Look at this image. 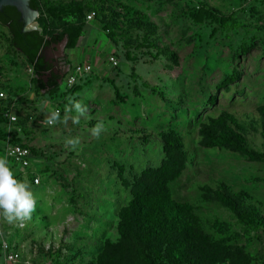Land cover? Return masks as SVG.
<instances>
[{
	"label": "rangeland",
	"instance_id": "rangeland-1",
	"mask_svg": "<svg viewBox=\"0 0 264 264\" xmlns=\"http://www.w3.org/2000/svg\"><path fill=\"white\" fill-rule=\"evenodd\" d=\"M112 1L138 9L157 25L152 39L158 48L142 44L143 33L139 31L113 43L96 18L86 22L77 48L66 52L65 45L59 44L46 50L54 70L61 73L66 70L67 57L72 63L92 65V71L75 83L81 90L71 94L70 88L58 100L35 94L30 66L18 51L9 50L6 29L0 26L4 35L0 37V65L4 68L0 73V92L4 93L0 105H11L17 117L26 119L24 127L30 133L21 131L19 135L46 157H32L30 167L18 169L28 174L25 182L34 194L36 209L24 227L9 224L2 217L0 239L7 240L21 257L16 263H6L0 255V264H55L56 259L65 264L76 253L81 258L74 263L79 264L101 250L104 239H116L117 212L130 195L119 184L112 162L122 163L129 179L145 167L158 165L163 152L155 134L166 128L182 134L188 153L185 169L170 184L174 198L194 204L204 219L225 222L240 233L228 209L202 198L200 186L215 187L224 180L234 189L251 193L264 215V162L250 161L226 148L203 147L197 133L200 123L221 111L231 112L246 123L257 118L256 108L264 103V0ZM196 4L223 15L234 14L243 26L224 31L195 16ZM136 36L141 47L138 43L131 46L127 40ZM242 47H249V51L242 53ZM165 48L174 52L175 61L161 51ZM125 50H129V59ZM110 55L116 56L117 65L109 60ZM233 70L240 77L218 88ZM110 80L118 87L119 98ZM68 96L82 101L91 119L81 117L79 124L69 120L67 125H44L50 110L60 109L63 118ZM211 97H216L214 102ZM98 121L106 130L96 139L89 130ZM143 133L153 136L145 141ZM249 134L251 145L263 150L259 134L252 130ZM70 137L80 139L75 150L65 144ZM34 173L39 174L38 184L32 182ZM251 243V250L264 261V229L251 232ZM48 249L53 257L48 256Z\"/></svg>",
	"mask_w": 264,
	"mask_h": 264
},
{
	"label": "trees",
	"instance_id": "trees-1",
	"mask_svg": "<svg viewBox=\"0 0 264 264\" xmlns=\"http://www.w3.org/2000/svg\"><path fill=\"white\" fill-rule=\"evenodd\" d=\"M29 5L38 11L35 21L40 30L23 31L24 24L13 6H4L0 10V26L6 29L9 50L18 51L30 66L36 95L46 94L51 100H58L70 88H73L71 94L81 90L79 84L62 89L61 82L72 67L63 73L54 70L45 53L65 40L66 52L77 48L85 35L87 15L90 13L93 19L100 22L105 35L113 43L117 42L118 37L139 31L143 33L142 44L158 48L156 39H152L157 33V25L145 13L130 5L112 0H29ZM193 14L217 24L224 31L243 26L234 14L223 15L214 8H203V5H194ZM1 36L4 37L0 33ZM136 39L137 36L127 40L133 46L138 43ZM137 46L141 47L140 43ZM161 51L176 60L174 52L167 48ZM248 51L249 47L241 48L242 53ZM128 52L125 50L127 58ZM3 69L0 65V73ZM239 77V72L233 70L218 88L228 86ZM108 82L119 98L115 82ZM215 99L211 97L212 102ZM8 107L10 105H0V146L21 145L30 150L32 157L44 158L40 149L19 135L21 131L27 135L30 133L24 127L26 119L17 117L15 122L10 123L3 116ZM256 113L257 118L248 123L228 111L209 116L198 127L199 144L207 148H226L246 156L250 161L264 162V149L253 147L249 134V130L257 132L264 146V103L257 106ZM135 133L140 131L136 130ZM155 135L161 142L163 152L158 165L145 167L129 179L124 165L112 162L117 180L128 190L130 198L117 212V238L104 239L101 250L79 264H264L257 252L251 250V232L264 229V215L255 197L246 190L234 189L224 180H219L215 187L202 185L203 200L215 201L228 209L241 232L233 231L227 223L217 219H204L194 204L174 198L171 191L170 184L179 178L188 162L182 134L166 128ZM152 136V133L142 135L145 141ZM3 151L0 148V154ZM16 178L20 180L19 174H16ZM241 237L244 238L243 243ZM1 242L2 239L0 255L3 258ZM47 253L53 257L51 250L48 249ZM80 256L76 253L65 264H75L74 259ZM54 263L63 264L58 259Z\"/></svg>",
	"mask_w": 264,
	"mask_h": 264
},
{
	"label": "clouds",
	"instance_id": "clouds-1",
	"mask_svg": "<svg viewBox=\"0 0 264 264\" xmlns=\"http://www.w3.org/2000/svg\"><path fill=\"white\" fill-rule=\"evenodd\" d=\"M67 102L63 118L60 110L54 109L45 115L42 123L51 127L57 124L67 125L69 120L72 124H79L81 117L91 119L87 115L88 108L82 101L68 96ZM73 112L75 115L71 114ZM105 130L103 122L98 121L89 131L92 137L99 139ZM65 144L70 150H75L80 144V139L70 137L65 140ZM35 209L36 199L30 190V185L16 178L6 156L0 157V217L9 224L23 225L31 220Z\"/></svg>",
	"mask_w": 264,
	"mask_h": 264
},
{
	"label": "built area",
	"instance_id": "built-area-1",
	"mask_svg": "<svg viewBox=\"0 0 264 264\" xmlns=\"http://www.w3.org/2000/svg\"><path fill=\"white\" fill-rule=\"evenodd\" d=\"M93 19V14L87 15V21H91ZM109 60L112 62L113 65H117V58L114 55L109 56ZM31 70V69H30ZM92 71V65L88 62L83 63H76L72 66L71 70L68 73V76L65 78L66 80H63L61 85H64V88H69L73 84L76 83V81L79 79L81 75L88 74ZM4 97V93L0 92V99ZM3 116L8 119L10 123H13L16 121L17 116L14 113L12 106L6 108L3 112ZM6 156L9 165L13 168L17 169H27L31 165V153L30 150L27 147L21 146V145H11V144H5L4 151H3V157ZM33 183L38 184L40 182V177L34 176ZM2 217H0V234H1V224H2ZM18 227H24L23 225L17 224ZM1 251L3 254V259L6 263H16L20 257L21 254L19 251H16L13 249L12 245L2 238L1 242ZM50 264V263H46Z\"/></svg>",
	"mask_w": 264,
	"mask_h": 264
},
{
	"label": "water",
	"instance_id": "water-1",
	"mask_svg": "<svg viewBox=\"0 0 264 264\" xmlns=\"http://www.w3.org/2000/svg\"><path fill=\"white\" fill-rule=\"evenodd\" d=\"M4 6H13L20 14V20L23 22V31H28L32 29L40 30L38 24L35 22L32 24V21L36 19L38 16V11L33 9L29 5V0H0V10ZM66 40L63 41V45H65Z\"/></svg>",
	"mask_w": 264,
	"mask_h": 264
},
{
	"label": "crops",
	"instance_id": "crops-1",
	"mask_svg": "<svg viewBox=\"0 0 264 264\" xmlns=\"http://www.w3.org/2000/svg\"><path fill=\"white\" fill-rule=\"evenodd\" d=\"M65 63H66V65H65V71L64 72H66V71H68L69 70V68L70 67H72L74 64H76V63H81V62H75V63H72L71 61H70V59H69V57H67V60L65 61ZM89 63V62H88ZM60 110V109H59ZM0 157H3V153H1L0 154ZM10 166V165H9ZM11 167V169L13 170V172H14V174L16 175V174H19V176H20V180H23V181H26V180H29V178H28V174H25V172H23V171H20V170H18V169H16V168H13L12 166H10ZM39 176V174H37V173H34L33 174V177L34 176ZM33 177H32V180H33ZM33 182V181H32Z\"/></svg>",
	"mask_w": 264,
	"mask_h": 264
}]
</instances>
